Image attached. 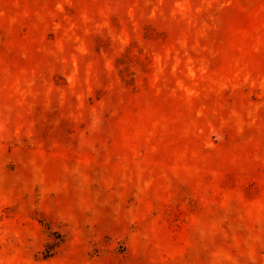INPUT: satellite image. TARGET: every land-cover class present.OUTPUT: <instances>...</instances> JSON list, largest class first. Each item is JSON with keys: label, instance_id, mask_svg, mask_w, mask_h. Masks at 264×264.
<instances>
[{"label": "rangeland", "instance_id": "1", "mask_svg": "<svg viewBox=\"0 0 264 264\" xmlns=\"http://www.w3.org/2000/svg\"><path fill=\"white\" fill-rule=\"evenodd\" d=\"M0 264H264V0H0Z\"/></svg>", "mask_w": 264, "mask_h": 264}]
</instances>
